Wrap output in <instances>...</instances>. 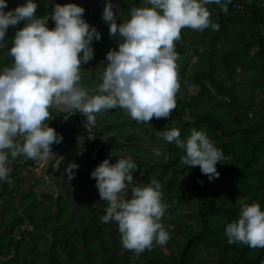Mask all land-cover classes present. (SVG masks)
<instances>
[{"label":"clouds","instance_id":"clouds-1","mask_svg":"<svg viewBox=\"0 0 264 264\" xmlns=\"http://www.w3.org/2000/svg\"><path fill=\"white\" fill-rule=\"evenodd\" d=\"M7 3L0 0V47L5 46L9 26L24 23L16 29L9 48L13 62L0 69V180L9 176L10 156L25 154L42 160L52 156L53 143L63 140L48 123L52 106L69 114L81 112L89 125L96 122L97 113L117 106L140 122L170 116L177 107L180 88V53L175 41L181 38V29H219L207 5L228 8L223 0H144L118 22L120 11H114L113 0H105L102 16L110 35L117 37L118 47L107 51L102 82L89 89L81 83V65L94 57L93 40L100 39L101 32L85 19L83 5L56 0L51 12L39 15L38 0H23L14 8H7ZM49 17L55 21L52 27ZM157 134L184 149V164L199 165L209 179L220 175L217 162L223 159V149L204 130L192 128L186 138L181 137L179 127ZM153 150L161 151L158 147ZM78 167L76 161L65 165L69 180ZM137 168L131 155L115 162L105 157L90 174L101 199L109 202L100 219L115 220L123 246L140 253L154 242L165 244L170 235L162 223L168 207L162 199L163 185L157 178L132 183ZM225 233L229 243L264 247V208L258 201L242 200L239 217L226 224Z\"/></svg>","mask_w":264,"mask_h":264},{"label":"trees","instance_id":"trees-1","mask_svg":"<svg viewBox=\"0 0 264 264\" xmlns=\"http://www.w3.org/2000/svg\"><path fill=\"white\" fill-rule=\"evenodd\" d=\"M79 1L84 4L85 12L83 15L85 19H87L90 24L95 25L101 32V38L98 40L94 39L93 46L95 47L94 52L97 53L96 61L102 62L104 49L106 50L107 48L110 49L118 47L117 37L110 35L108 22L101 16V13H98L96 8H93L92 3L94 0ZM55 2L56 0H38V14L46 15L47 12H51ZM58 2L65 3L66 0H58ZM115 2L114 9H116L118 13L120 11V14L117 16V20L119 22L120 19L122 22L130 15L129 5H139L142 4L144 0H115ZM224 2L228 3L227 11L220 9L215 18V21L219 22L220 27L219 29L210 28L209 35L207 37L206 48L204 50L205 67H200L201 69L198 68L192 71L190 79L192 80L191 84L196 88L195 92L191 95L189 94L186 98H179L177 96V107L175 108V112L172 111L171 115L168 116L171 121L170 123L175 121L174 127H179L180 129L190 127L192 120H185L183 117L187 113V109L193 116H198L196 112V104L197 100L201 97H207L211 100V98L215 96L219 104H225L227 101L234 103L238 99L237 94L234 92L235 89L233 84L235 81L232 83L223 82L215 77V71H218V66L215 62L216 59H218L219 63L223 65L224 68H228L231 64V60L239 63L240 57L236 54L237 52L249 53L251 51V47L255 46L256 50L252 57L254 56L258 58L259 62L253 63V65L264 68V8H261L260 0H230V2L229 0H224ZM116 5H119V8H117ZM239 5H241V8H238ZM243 8L247 11L248 37L246 44L243 48L238 47L236 50L232 51L217 49V41L219 37L226 32L227 25L229 23L234 24L241 21L233 12L237 9L239 11ZM23 23L24 21H21L9 33L10 36L7 39L9 46L5 49L6 54L3 55V59L2 55L0 56V69L10 65L11 55L9 53V48L14 39L16 29L21 27ZM54 23L55 21L49 17V27L54 26ZM183 39L184 34L181 30V38L175 41L176 50L180 53L179 58L183 59L187 57L191 59L195 54L192 55V53H188V51L191 47L193 48V42L189 43L184 49H180L183 45V42L181 43L180 40ZM98 43L100 46H97ZM193 52H195V49ZM182 63H178V73L185 74L191 70L190 62L187 64ZM102 73V71L98 73L100 81L97 82L96 80L95 86L97 83L102 82ZM208 80L209 82H207ZM213 89L217 93L213 92ZM182 94H188V90H182ZM115 108L119 109V113H115V119L112 123L113 126L118 128L120 127L119 130L115 129V137L117 140H123H119L117 149L126 150V148H129L130 145H132V143H135L134 140L136 137L134 135L125 134L122 127L126 124V122L134 124L139 123L140 121L131 118V116L122 107L117 106ZM206 115L209 117V114L205 113L201 115L200 118H206ZM121 116L125 118L119 121ZM165 118L166 117H152L150 122H144L147 124L145 130H148L147 128H150L151 126H153V132L164 130L166 127H162L160 122H162ZM50 124L53 125L54 123L51 122ZM258 124L259 128L264 127V115L261 120L259 119ZM96 125L97 124L93 125L95 140L93 141L85 136V144L88 148L87 153L85 154V159L89 167L85 174L82 173L81 175H78L79 178L77 179L93 180L95 186L97 187L95 177L90 174L96 164L89 160L88 153L92 147L99 145V139L103 135V131L110 127V124L108 127H97ZM54 126L57 127L61 125L54 124ZM217 130L223 134V142L221 141L220 144L222 147L219 145L220 148L223 149L227 146L230 147V144L236 142L238 138L243 137L245 139L244 147H249V149L245 153L240 150L237 165L230 162V166L223 169L219 166V162H217V169L220 175L214 179H209L208 175L201 171L199 165L188 166L184 164L181 161L184 149H181L180 152L177 151V154L173 157L171 152H173L174 148H177L178 146L175 141L169 142L164 139L163 142H157L159 143L158 148L161 149L159 161L163 160L162 162H147L148 158H143L141 155L138 156L134 154L135 152L127 154L131 155L137 161L138 168L133 170V182L138 184L148 183V179L150 178H157L160 181L168 172L170 173V179H172L173 175H175L178 171L184 172V170L188 168H192L194 170V175L186 194H174V192H169L166 197H164V202L168 205V207L165 215L162 217V223L163 219L169 217V213L171 211L170 203L173 200L178 202L183 200L188 201L195 197L196 208L194 213L199 222V227L194 230L190 226H187L185 237L179 244L180 248L177 252L172 253L171 251H168L167 258L156 253L155 255H157V257L147 260L145 262L146 264H194L193 260L190 259V255L196 245L204 241H214L213 243H215L216 241L223 240L227 241L224 247L226 249L241 246L239 247L236 262H231V264H240L243 261L247 264V262L252 260L251 255L254 254V248L243 242L238 244L235 242L229 243L225 233V226L227 223L239 217L242 200L247 202L258 201L262 208H264V163L261 166L254 165V161L258 155V150L264 146V133L260 138H257V136L252 137L254 128L251 124H249L246 128L228 129L224 128V125L215 124V122L213 123L212 121H209L207 134L212 140H214L215 132ZM236 132H241L242 134L237 135L234 138V133ZM226 135L230 137L228 141H224V136ZM65 143L67 148H74L76 145L74 136L67 140L65 139ZM166 150L169 151L167 161L163 159L164 151ZM105 153V147H100V159L105 156L115 158L122 156L119 152L110 155ZM170 182L173 181L170 180ZM173 184L174 187L166 185V189L170 191L178 189L176 184ZM131 186L132 184H129L128 186L129 196L131 195ZM241 192H245L242 193L243 196H241ZM29 194H31V192L26 195ZM97 195H99L98 188ZM1 197L2 195L0 194V200ZM67 198L61 195H57L55 197L56 207L55 212L53 213L50 212L52 204L47 205L43 211H40L41 203L33 195L24 201L27 204L23 207V214H17L18 206L11 201L9 202V206L12 207V212L4 214L6 204L2 203L1 211L3 217L0 218V264H118L119 260L127 258L130 252L135 251L126 248L125 251L120 254L118 251L122 243H117L115 238H113L110 240L109 244L102 237V230L106 223L118 227V223L115 220L105 222L94 215V210L100 212L101 216L105 214L109 203L107 200H102L101 197H97L98 206L96 207L92 205L91 202L84 201L82 206L86 209L85 219L80 222L79 226H74V230H71L69 222L72 220L70 215H72L73 211L71 212V209L67 208L68 202H71L67 201ZM72 201L74 202V200ZM65 213H68L67 219L66 216H63ZM38 216L43 218V220L39 221ZM24 220H27L26 222L28 223ZM111 234L112 232H108V235ZM37 237H42L44 240V246L39 250L38 258H36L35 254H33L37 245ZM92 239L98 242V247L103 252L99 257H97V252H93L91 250L90 241ZM29 242H31L32 245L28 248L27 244ZM217 245L219 246V244ZM12 248L14 249L13 254L11 255L10 252ZM146 249L141 253H146ZM247 249H250V251H246ZM259 250V255L255 260L256 264H260L261 259L259 257L264 254V247H259Z\"/></svg>","mask_w":264,"mask_h":264},{"label":"rangeland","instance_id":"rangeland-1","mask_svg":"<svg viewBox=\"0 0 264 264\" xmlns=\"http://www.w3.org/2000/svg\"><path fill=\"white\" fill-rule=\"evenodd\" d=\"M23 0H8V3L6 5L7 8H14L17 4L22 3ZM76 2V0H75ZM81 2V1H79ZM224 2V0H223ZM77 3V2H76ZM116 3L115 0H113V4ZM80 4V3H79ZM261 8H264V0H260ZM93 8L97 7L102 14L104 6H105V0H94L92 3ZM130 9L132 5H129ZM207 7L211 10V19L215 21L217 12L222 9L220 4L216 3H210L207 5ZM114 11H117L114 9ZM236 11V12H235ZM233 13H235L238 18L241 20L240 22H236L234 24L229 23L227 25V30L224 34H222L216 44L217 49H222L223 51H232L236 50L238 47H244V45L247 42L248 37V23H247V11L245 8L240 9L238 11L235 10ZM102 16V15H101ZM103 17V16H102ZM16 26V25H15ZM15 26L10 25L5 37V46L0 47V56L6 54L5 49L9 46V43L7 42V39L10 36V32L15 28ZM211 26L203 29L198 30L191 27H184L182 28V32L184 34V39L180 40V42H183V45L181 46L184 49L189 43L193 42L191 49H189L188 53L191 52L192 58H183L178 60V63H189L191 66V70L185 74L179 73V81H180V88L178 92L179 98H186L189 94H193L195 92V87L191 84L192 80L191 75L192 71L195 69H198L200 67H205V54L204 50L206 48V42L207 37L209 35ZM9 34V35H8ZM97 46H100L98 43ZM95 48V47H94ZM195 49V52L193 50ZM109 49H104L103 56H102V62L96 61V52H94V57L89 60L86 63H82L81 65V73L82 76H87L90 74V71H92L93 74H97L100 70H105L106 68V53ZM256 50L255 46L251 47V51L249 53L245 52H237L236 54L240 57L239 63L233 62L231 60V64L228 66V68H224L223 65H221L216 59V63L218 66V71H215V77L220 79L223 82H229L232 83L234 86V92L237 94L238 99L232 103L230 101H227L225 104H219L217 102V98L214 96L209 100L207 97L199 98L197 100L196 104V112L198 116H193L189 113L187 109V113L183 117V119H189L192 120V124L190 127L182 128L181 130V137L186 138L187 135L190 134V131L192 128H197L198 130H206L208 128V122L212 121L215 124H221L224 125V128L228 129H239V128H246L249 124H251L254 128V132L252 133L253 136H257V138L262 137V134L264 133V127L259 128L258 122L259 119L261 120L262 116L264 115V68L259 66H254L253 63H258L259 59L256 57H252ZM189 57V56H188ZM249 60V61H248ZM13 62V57L11 56L10 64ZM250 62V63H249ZM182 63V64H184ZM249 64V65H248ZM201 69V68H200ZM209 82V80L207 81ZM182 90H188V94H182ZM213 92L217 93L214 89ZM118 110H111L107 111L106 115L103 114V117H105L104 120L101 119L102 124L106 125L108 122V119L110 122L114 121L115 119V113ZM175 112V109L172 110ZM209 114L205 117L200 118L203 114ZM175 114V113H174ZM214 119H213V118ZM167 119V120H166ZM172 119V118H171ZM120 119L119 121H121ZM166 120V122H165ZM170 118L166 117L162 122H160L162 127L170 128L174 127V123H170ZM146 123V122H145ZM144 122L134 123L131 124L130 122H126V124L123 125L122 129H124L125 134L134 135L136 139L134 140L135 143H132L129 148H126L123 153H130L135 152L134 154L138 156H142L143 158H148L147 162H162L163 160L159 161V158L161 154H157L154 152V148L158 147L159 143L157 142H163L165 139L164 137L159 136L158 132H153V126L150 128L148 127V130H145V127L147 124ZM95 124V123H94ZM92 124V125H94ZM115 127V128H114ZM114 129H118V127L113 126ZM163 131V130H160ZM241 132L234 133V138L237 135H241ZM214 135V133H213ZM223 138V134L220 133L218 130L215 132V137L213 142L216 144V146L219 147L221 144ZM230 137L227 135L224 136V141H228ZM123 141L122 139H120ZM166 140V139H165ZM119 140L114 139V137L106 136L103 138V145L107 149H112L115 145L113 143L117 142ZM100 142V141H99ZM223 142V141H222ZM245 139L243 137H240L234 142L233 144H230V147L227 146L226 148H223L224 156L222 161H219V166L221 168L225 169L230 166V162H233L234 164H238V154L241 151L247 152L249 147H244ZM101 144V145H102ZM221 146V145H220ZM222 147V146H221ZM244 147V148H243ZM174 148V147H172ZM182 148L177 146V148H174L173 152H171L172 156L174 157L177 154V151L180 152ZM169 151H164L163 159L165 161L168 160ZM18 155L15 158H12L10 156L9 160V167L12 169V166L17 163L19 159ZM16 160V162H15ZM25 161L24 159H22ZM264 163V146L258 150V155L256 160L254 161L255 166H261ZM149 164V163H147ZM146 164V165H147ZM19 165V164H18ZM22 165V164H20ZM30 165V164H28ZM181 165V164H180ZM47 167V165H45ZM44 166V169L46 170ZM30 168V167H29ZM20 169H23L19 175V182L16 183L14 180H12L13 175L10 171L9 176L5 180H0V194L2 195L0 200V218L3 217L2 215V203L6 204V209L4 214H8L12 212V207L10 205V201L12 203H16L18 206V210H22L20 202L24 198L23 191L27 192L30 187L34 191V194L37 196L38 201L41 203L40 211H43V209L47 206L52 204V207L50 209V212H55V197L60 195H69V197L74 202H68V207L71 209V212L73 211L72 220L69 222V226L71 230H74V226H79L80 222H82L83 219H85V207L81 205L83 200H76V199H82L83 197H88L93 199L92 205L95 207L97 205V197L100 198V195H97V187L94 184L93 180H78L79 176L75 174L70 180L67 174L63 175L61 169H57L58 175H54L53 173L50 174L49 172L40 173L32 172L31 169L22 168L20 166ZM38 173V174H37ZM81 175V174H79ZM170 173H166L165 177L160 180L161 184L163 185L162 191L164 193L162 199L164 200V197L169 192H174V194H180V193H187V190L190 187L191 179L194 175V170L192 168L185 169L184 172H177L175 175H173V178L170 179ZM153 178L148 179L149 182ZM172 180L173 182H170ZM134 184L136 182H133ZM178 187V189H175L174 191H170L166 189V185L170 187H174V184ZM11 184V185H10ZM138 184V183H136ZM14 185H17L20 189V191H16L15 187H12ZM132 187V186H131ZM69 192V193H68ZM241 192V196H243ZM47 195V196H46ZM51 199H50V198ZM85 200V199H84ZM235 200V199H234ZM90 201V200H89ZM236 201V200H235ZM23 206V205H22ZM171 211L169 213V217L163 219V224L165 228L168 230L170 238L165 244H159L154 242V246L151 248L146 249V253H137L135 251L130 252L128 254L127 258L119 260L118 264H146L145 262L147 260L154 259L157 257L155 255L156 253L160 254L162 257L167 258L168 251H171L172 253H175L179 250L180 246L179 244L182 242L183 238L185 237V233L187 231V226H190L192 229H197L199 227V222L195 215V197L191 198L190 200L186 201H176L173 200L170 203ZM94 215H96L99 219L101 218V213L97 210H94ZM66 219L68 216V213H65ZM39 221H42L43 218H40L38 216ZM27 225V224H25ZM108 232H112L111 235H108ZM102 237L107 241V243L110 244V240L115 238L117 243H122L121 241V233L119 231V228L115 225H111L109 223H106L104 225V228L102 230ZM204 241L200 242L198 245H196L190 255V259L193 260L194 264H231V262H236L237 254L239 253V247L236 248H229L226 249L225 243L226 240L223 241H216L215 243ZM235 243H241L240 241H236ZM219 244V246L217 245ZM32 243L29 242L27 244V247H31ZM44 246V240L42 237H37V245L35 247V251H33V254H35V257L38 258V252L39 250ZM91 250L93 252H97V257L102 255V250L98 247V242H96L94 239L90 241ZM254 248V254L251 255L252 260L250 262H247V264H256V258L258 257L259 247H252ZM13 249H11L10 254H13ZM125 247L123 244L119 248L118 253L122 254L125 251ZM250 251V249L246 250ZM29 255V253H28ZM260 259L264 260V254L259 257ZM157 259V258H156ZM149 264H156V263H149ZM240 264H246L244 261ZM264 264V263H263Z\"/></svg>","mask_w":264,"mask_h":264},{"label":"crops","instance_id":"crops-1","mask_svg":"<svg viewBox=\"0 0 264 264\" xmlns=\"http://www.w3.org/2000/svg\"><path fill=\"white\" fill-rule=\"evenodd\" d=\"M77 3H80L81 5H83L84 7V4L82 2H79V0H76ZM97 10L98 8L95 7ZM100 12V10L98 11V13ZM97 54V53H96ZM95 54V55H96ZM103 72V70H100ZM98 71L97 74H93L92 71H90V74L87 75V76H82V80H81V83L84 84L86 87H88L89 89H92L94 88L95 86V83H96V80L97 82L100 81L99 80V75L98 73L100 72ZM86 81V82H85ZM111 110H118L116 113H119V109H116V108H112V109H107V110H103L101 111L100 113H97V120L95 122V124H97L96 126L97 127H108V125L110 124V127H108L106 130L103 131V135L101 136V138L99 139V145L100 147H105L102 143H103V138L105 137V134L106 136H109V137H114V139H117L115 137V134H116V131H115V127L113 128V123L109 121L108 119V122L106 125H103L102 124V120L105 119V117H103V114L106 115L107 111H111ZM50 112L52 114H59L61 113L62 111H58L56 106H52L50 108ZM125 117H120V119H124ZM132 118V117H131ZM119 119V120H120ZM49 124L51 122H48ZM112 123V125H111ZM52 125V124H51ZM59 133L62 134L63 136V140L60 142V143H53L52 145V148L54 150L52 156L50 158H48L47 160H42V159H37V158H31V157H27L25 154H20L19 156V159L17 161V163H15L13 166H12V169H11V173L13 175V178L12 180H14L16 183L19 182L20 178H19V175L21 173V171L23 169H20V166H22V168H27V169H31L30 171L32 172H42V173H45V172H49L50 174H54V175H58V171H56L57 169H61L62 170V173L63 175L67 174V171H66V168H65V165H67L69 162L71 161H76L79 165L78 168L74 169L73 171L75 172V174L79 175V174H82L87 171L88 169V164H87V161L85 159V154L87 153V150L88 148L86 147V144H85V132L84 130L82 129V127L80 126V124L78 123L77 119L75 118H69L68 122H66L65 124L61 125V126H57L55 127L54 124L52 125ZM72 136H74V139L76 141V145L74 148H67L66 146V143H65V139H69L71 138ZM120 140V139H119ZM121 141V140H120ZM118 143L119 141L113 143L115 146L112 147V149H106V153L107 155H110V154H113V153H116V152H119L120 154H122V156H125L127 155V153H123L124 150L123 149H117V146H118ZM102 144V145H101ZM24 158H27L26 161H23L22 159ZM16 162V160H15ZM19 164V165H18ZM22 164V165H20ZM30 164V165H28ZM47 165V167L45 166ZM44 166L46 168V170L44 169ZM30 167V168H29ZM38 174V173H37ZM11 185V184H10ZM12 187H15V190L16 191H20V189H24V188H19L17 185H14ZM28 191L25 192L23 191V194L25 195L23 200L20 202L21 204V208L22 210H18L17 211V214H23V207L26 206V202H24L28 197H31L32 195L37 198V196L34 194V191L32 190V188L30 187L29 189H27ZM21 192V191H20ZM29 192H31V194L29 195H26L28 194ZM69 193V192H68ZM60 195V194H58ZM47 196V195H46ZM61 196H64V195H61ZM84 195L81 196L82 199H76V200H83L84 201H88V202H91L93 199L91 198H88V197H83ZM64 197H68V195L64 196ZM50 198V197H49ZM38 199V198H37ZM51 199V198H50ZM85 199V200H84ZM73 199H71L70 197L67 198V201H72ZM90 200V201H89ZM75 201V200H74ZM83 202L81 203V205H83ZM92 203V202H91ZM16 204V203H15ZM17 205V204H16ZM23 205V206H22ZM25 222L27 220H24ZM28 223V222H26Z\"/></svg>","mask_w":264,"mask_h":264},{"label":"built area","instance_id":"built-area-1","mask_svg":"<svg viewBox=\"0 0 264 264\" xmlns=\"http://www.w3.org/2000/svg\"><path fill=\"white\" fill-rule=\"evenodd\" d=\"M238 8H241V5H239ZM52 115H53V117L52 118L50 117L49 121H51L52 123H54L56 125L65 124L66 122H68L69 118L77 119L78 123L82 126L84 132L86 133V136L89 139L93 140V141L95 140V134H94L93 125H89L88 124V122L86 121V117L81 112H72V113L69 114L68 111H62L59 114H52ZM99 149H100V146L99 145H95L94 147H92L89 150V153H88L89 154V160L92 161L94 164L97 165L105 157H108L111 162H115L116 161L117 158L111 157V156H105L104 158L100 159V157H99ZM24 160L26 161L27 158H24ZM263 262H264V260L261 259L260 260V264H263Z\"/></svg>","mask_w":264,"mask_h":264}]
</instances>
